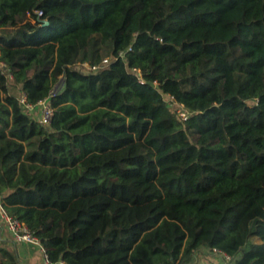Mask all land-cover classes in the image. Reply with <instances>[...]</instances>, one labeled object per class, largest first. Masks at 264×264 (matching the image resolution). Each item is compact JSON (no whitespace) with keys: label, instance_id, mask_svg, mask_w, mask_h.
Listing matches in <instances>:
<instances>
[{"label":"trees","instance_id":"obj_1","mask_svg":"<svg viewBox=\"0 0 264 264\" xmlns=\"http://www.w3.org/2000/svg\"><path fill=\"white\" fill-rule=\"evenodd\" d=\"M0 60V204L50 262L264 264V0H0Z\"/></svg>","mask_w":264,"mask_h":264},{"label":"built area","instance_id":"obj_2","mask_svg":"<svg viewBox=\"0 0 264 264\" xmlns=\"http://www.w3.org/2000/svg\"><path fill=\"white\" fill-rule=\"evenodd\" d=\"M41 14V11L38 12ZM119 56H123L124 52L120 51L118 52ZM103 62H107L106 59L103 60ZM84 66H88L87 63H83ZM95 68V66H93ZM0 73L4 74L6 77L11 78L12 73L7 67V65L0 60ZM52 91V90H51ZM52 93V92H51ZM171 99V97H169ZM20 101L24 104V106L28 110H34L35 107H38V113L37 117L38 120L43 124H49L51 122V118L53 115V109L50 106L48 97H45L43 99L38 100L37 106L31 103H28L25 101L24 94L20 97ZM170 100H168L169 102ZM176 112L180 118L183 120L187 119L188 112L183 109V106L180 105L177 107ZM0 220L3 225V227L6 229V231L11 235L12 239L17 243H28L35 245L39 248L42 258L45 264H66L64 261L59 260L56 262H50L47 258V254L45 252L44 247L41 245L38 237L27 228L26 225H24L21 221H19L17 218L10 215L0 204ZM213 255H215L218 258L217 264H235V258L228 253L218 249L213 248L209 250ZM200 264H215L213 262H201Z\"/></svg>","mask_w":264,"mask_h":264},{"label":"rangeland","instance_id":"obj_3","mask_svg":"<svg viewBox=\"0 0 264 264\" xmlns=\"http://www.w3.org/2000/svg\"><path fill=\"white\" fill-rule=\"evenodd\" d=\"M100 53L102 54V57H108L107 56V47L102 45L101 46V50ZM60 88V83H58L57 85H55L52 89V93L55 92L56 90H58ZM12 92L16 93V90H11ZM0 238L6 239V241H8L10 239V235H8L2 228V226L0 225ZM252 242H259V240H257L255 237H252L250 239ZM26 249V248H25ZM26 255L30 254V259L26 260H21V264H45L39 253L37 252V250L35 248H27L25 250ZM218 258L213 255L208 248L206 247H201L199 250L196 251L195 254V262L196 264H200L202 261L203 262H213L215 264L218 263Z\"/></svg>","mask_w":264,"mask_h":264},{"label":"crops","instance_id":"obj_4","mask_svg":"<svg viewBox=\"0 0 264 264\" xmlns=\"http://www.w3.org/2000/svg\"><path fill=\"white\" fill-rule=\"evenodd\" d=\"M0 225L2 226L3 230H4L8 235H10V234L6 231V229L3 227L2 223H1V220H0ZM9 241H14V240L12 239L11 235H10V239L8 240V242H9ZM4 243L6 244V239L0 238V244H4ZM20 245H21L22 249H24V251L21 250V260L23 259V260H26V261H27L28 259H30V254L26 255L27 252H25V250H26L27 248L32 247V248H35V249L37 250V252L39 253V255H40V257H41V259H42V261H43L42 254H41L39 248H37L35 245L28 244V243H21ZM25 248H26V249H25ZM27 262H28V261H27ZM43 262H44V261H43ZM20 263H21V262H20Z\"/></svg>","mask_w":264,"mask_h":264}]
</instances>
